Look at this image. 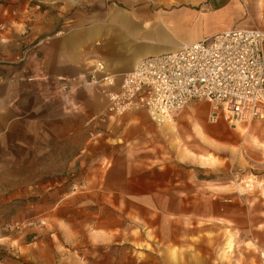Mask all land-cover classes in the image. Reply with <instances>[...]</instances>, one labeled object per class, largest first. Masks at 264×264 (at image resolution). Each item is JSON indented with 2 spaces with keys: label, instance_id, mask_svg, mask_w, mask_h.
<instances>
[{
  "label": "rangeland",
  "instance_id": "rangeland-1",
  "mask_svg": "<svg viewBox=\"0 0 264 264\" xmlns=\"http://www.w3.org/2000/svg\"><path fill=\"white\" fill-rule=\"evenodd\" d=\"M66 16H55L57 30L73 24ZM1 78L0 264H264V204L254 199L264 201V119L208 123L205 102L201 118L189 107L174 114L175 133L145 110L108 118L105 108L24 126L31 81ZM140 141L160 162L130 163L124 147ZM159 174L173 179L162 196L150 179ZM218 184L233 185L223 188L227 220L211 218L218 207L206 201Z\"/></svg>",
  "mask_w": 264,
  "mask_h": 264
},
{
  "label": "crops",
  "instance_id": "crops-1",
  "mask_svg": "<svg viewBox=\"0 0 264 264\" xmlns=\"http://www.w3.org/2000/svg\"><path fill=\"white\" fill-rule=\"evenodd\" d=\"M11 9L14 14L8 12ZM67 13L66 20L73 24L57 30L55 16ZM0 23L7 24V30L0 32L2 60L11 61L16 55L29 51L22 64L0 65V78L4 75L5 79L20 85L31 81L32 100L27 98L25 103L26 93L21 99L24 105L18 107L32 119L25 120L24 126L40 127L49 118L68 117L69 112L77 111L87 119L105 108L106 99L97 86H79L72 92L59 88L64 82L74 84L86 79L93 70L94 59L102 61L104 73L115 77L119 84L122 76L142 57L173 51L225 29L264 30V0H0ZM42 94L49 97L44 99ZM206 103L191 101L186 106L191 111L187 116L203 117ZM197 106L201 110L195 114ZM167 127L175 133L173 123ZM194 132L202 137L200 126H196ZM132 146L138 147L131 149ZM124 149L131 157L130 163L153 166V161L161 159L142 141ZM198 160L201 165L214 166V161L206 156L200 155ZM150 179L155 182L154 191H159L160 196L167 190L162 184L173 181L163 174ZM187 180H174V184ZM214 187L213 195L206 198L208 203L218 207L216 212L210 211L211 218L227 220L226 210L232 199L223 188L233 185ZM260 198L254 197L258 206L264 204ZM259 213H264V209Z\"/></svg>",
  "mask_w": 264,
  "mask_h": 264
},
{
  "label": "built area",
  "instance_id": "built-area-1",
  "mask_svg": "<svg viewBox=\"0 0 264 264\" xmlns=\"http://www.w3.org/2000/svg\"><path fill=\"white\" fill-rule=\"evenodd\" d=\"M5 29L6 24H0V31ZM28 52L13 62L22 63ZM92 66L86 79L59 88L69 92L97 86L106 99L108 118L145 110L160 125L191 101H205L208 123L264 119V30L259 28L225 29L173 51L142 57L119 84L104 73L102 61L94 59Z\"/></svg>",
  "mask_w": 264,
  "mask_h": 264
},
{
  "label": "bare ground",
  "instance_id": "bare-ground-1",
  "mask_svg": "<svg viewBox=\"0 0 264 264\" xmlns=\"http://www.w3.org/2000/svg\"><path fill=\"white\" fill-rule=\"evenodd\" d=\"M172 123V121L169 119L168 121H165V123H163L164 125L165 124H171ZM248 185H250L249 183H248Z\"/></svg>",
  "mask_w": 264,
  "mask_h": 264
}]
</instances>
